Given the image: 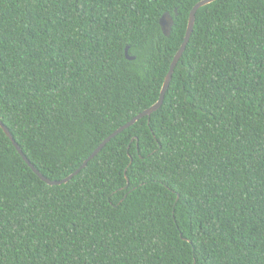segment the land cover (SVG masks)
Wrapping results in <instances>:
<instances>
[{"label": "trees", "instance_id": "16d2710c", "mask_svg": "<svg viewBox=\"0 0 264 264\" xmlns=\"http://www.w3.org/2000/svg\"><path fill=\"white\" fill-rule=\"evenodd\" d=\"M198 1L0 0V120L45 177L158 100ZM0 264H264V0L198 8L160 107L65 183L0 127Z\"/></svg>", "mask_w": 264, "mask_h": 264}, {"label": "water", "instance_id": "95a60500", "mask_svg": "<svg viewBox=\"0 0 264 264\" xmlns=\"http://www.w3.org/2000/svg\"><path fill=\"white\" fill-rule=\"evenodd\" d=\"M214 0H200L197 3H195L193 5V7L191 8L190 12H189V16H188V21H187V26H186V30H185V34H184V38L183 41L179 47V49L176 51L175 55L173 56V59L170 63L168 72L164 78L161 90H160V95L158 100L153 103L151 106L145 108L144 110H142L141 112H139L136 116H134L133 118H131L128 122L124 123L123 125L119 126L117 129H115L111 134H109L106 138H104L101 143L91 152V154L83 161V163L76 169L74 170L72 173H70L69 175H67L66 177L59 179V180H51L47 177H45L30 161L29 159L23 154L21 148L19 147L18 143L13 139L12 134L10 133L9 129L7 128V126H5L2 121L0 120V127L2 128V130L4 131V133L6 134V136L9 137V139L11 140L13 146L16 148L17 152L21 155V157L23 158V160L28 164V166L32 169V171L44 182H46L49 185H54V184H61V183H65L67 182L71 177H73L75 174H77L86 164L89 160H91L104 146L105 144L111 139L113 138L115 135H117L118 133H120L121 131H123L124 129L128 128L129 126H131L132 124H134L138 119H140L143 116H150L151 113H153L155 110H157L160 105L163 102V98H164V94L169 86V82L171 80V76L172 73L174 71V68L178 62V60L180 59L187 42L189 41L190 35L193 31V26H194V22H195V13L198 10V8H200L201 6H204L210 2H212ZM174 14L176 15V8L174 9ZM173 16L169 13V12H165L161 15V17L159 18V25L160 28L163 32L164 35L169 36L170 32H171V28L173 25ZM128 47L125 48V56L127 59H134V56L129 55L128 54Z\"/></svg>", "mask_w": 264, "mask_h": 264}]
</instances>
